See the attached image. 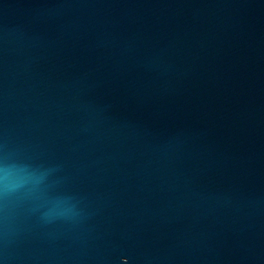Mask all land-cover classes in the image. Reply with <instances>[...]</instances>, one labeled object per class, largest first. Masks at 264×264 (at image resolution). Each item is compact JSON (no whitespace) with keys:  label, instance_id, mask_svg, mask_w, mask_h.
Here are the masks:
<instances>
[{"label":"water","instance_id":"1","mask_svg":"<svg viewBox=\"0 0 264 264\" xmlns=\"http://www.w3.org/2000/svg\"><path fill=\"white\" fill-rule=\"evenodd\" d=\"M0 264H264V0H0Z\"/></svg>","mask_w":264,"mask_h":264}]
</instances>
